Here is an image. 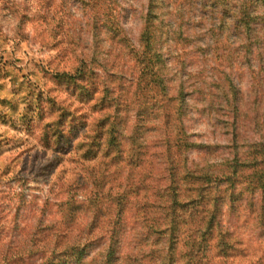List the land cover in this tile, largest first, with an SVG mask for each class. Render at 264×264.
<instances>
[{"label":"trees","instance_id":"1","mask_svg":"<svg viewBox=\"0 0 264 264\" xmlns=\"http://www.w3.org/2000/svg\"><path fill=\"white\" fill-rule=\"evenodd\" d=\"M40 5L15 17L56 54L21 127V144H35L0 177L18 182L21 209L32 183L50 191L21 234L0 237V264H264V138L237 140L241 96L225 69H248L264 97V0H147L136 42L119 0H76L78 11L61 0L59 19L56 0ZM191 53L212 84L186 71ZM204 104L234 110L236 138L197 164L189 153L210 146L186 119Z\"/></svg>","mask_w":264,"mask_h":264},{"label":"rangeland","instance_id":"2","mask_svg":"<svg viewBox=\"0 0 264 264\" xmlns=\"http://www.w3.org/2000/svg\"><path fill=\"white\" fill-rule=\"evenodd\" d=\"M70 6L76 11L79 7L76 0H69ZM122 9V22L130 36L136 42L142 27V16L145 13L147 0H119ZM43 4V0H41ZM56 16L59 11L65 12L66 7L61 0H56ZM39 0H0V174L8 168L16 172L21 164V145H34L35 141H24L21 144V127L24 119L31 115V109L36 105V98L44 87L46 78L41 73V67L56 53L43 46L35 35L33 26L28 25L23 30L21 19L16 15H32L42 11ZM73 10L74 13L76 11ZM72 12V13H73ZM70 15V14H69ZM81 15V13H77ZM74 20L71 16H69ZM63 13L60 14V19ZM55 25V24H54ZM72 23L70 27H72ZM191 53L187 58L186 71L200 73L202 82L212 84L216 80L213 71L204 65L201 56ZM240 92L241 101L239 117L237 118L238 139L243 141H260L264 138V97L253 92L252 74L248 69H227ZM264 77V74L262 75ZM221 81L214 83L216 87ZM192 84L193 81H188ZM210 88V85H206ZM196 104L194 101L193 105ZM226 108V107H225ZM219 109V108H217ZM216 109V110H217ZM224 113L225 109H221ZM258 118V121L255 119ZM235 120L234 110L228 109L225 114L212 108H192L186 125L193 140L198 144L209 145L207 149L198 148L189 153L192 163L202 164L207 159L221 160L229 155L227 147L236 138L234 128L228 129L227 123ZM7 164L9 166H7ZM12 175V174H11ZM28 190L29 205L21 209V188L14 176L0 177V237L4 241L11 236L21 234V221L25 218L34 219L42 213V206L49 195L50 186L43 183H32ZM230 227L236 221L226 222ZM18 225V226H17ZM245 238L252 241L260 239L258 230L245 232ZM132 236L126 237L124 253L128 252L133 243ZM99 245H93L86 254L88 262L99 254Z\"/></svg>","mask_w":264,"mask_h":264}]
</instances>
